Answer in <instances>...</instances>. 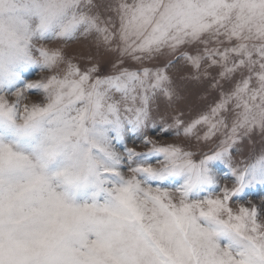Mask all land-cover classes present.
Here are the masks:
<instances>
[{"label":"snow or ice","instance_id":"1","mask_svg":"<svg viewBox=\"0 0 264 264\" xmlns=\"http://www.w3.org/2000/svg\"><path fill=\"white\" fill-rule=\"evenodd\" d=\"M81 2L0 0V68L7 53L48 73L8 89L14 74L0 71V264H264V213L229 206L243 179L230 148L241 135L264 132L256 103H264V0H115L103 21ZM51 30L47 42L95 33L119 59L110 73L81 69L62 49L46 46L43 34ZM174 53L198 82L218 69L210 87L219 99L209 110L187 124L173 117L159 132L189 138L204 126L197 140L220 136L196 163L194 152L142 131L156 123L154 98L176 95L168 75L174 61L167 59ZM157 58L165 62L144 66ZM126 59L140 66L118 67ZM30 92L39 102L21 105ZM126 123L141 130L147 151L114 144L112 134ZM152 152L163 158L137 160ZM179 156L198 174L216 158L235 165L232 187L197 200L187 185L162 187L165 175L178 173L153 165Z\"/></svg>","mask_w":264,"mask_h":264},{"label":"rangeland","instance_id":"2","mask_svg":"<svg viewBox=\"0 0 264 264\" xmlns=\"http://www.w3.org/2000/svg\"><path fill=\"white\" fill-rule=\"evenodd\" d=\"M113 2L115 0H92L93 5H85L84 7L85 10L92 7L94 12L99 13L100 19L103 21L112 15V13L106 11V6ZM54 31L51 30L43 34L45 42L53 37ZM81 31L75 33L77 39L74 41H56L46 44V46L62 49L65 59L71 60L72 63L78 65L81 69L96 65L100 73H110L111 64L116 63L119 59L118 53L109 50L108 47L100 43L95 33L84 36ZM187 51L192 54L195 50L190 47ZM167 59L174 61L173 66L168 69V75L176 95L171 100H168L163 95H157L154 98L150 106V118L156 123H149L142 131L145 136L160 144L171 143L183 146L200 158L201 153L209 152L219 142L220 136H216L209 142L197 140L196 137L203 136L207 130L204 126H197L194 134L190 135L189 138H186L183 134L177 136L172 129L166 131L163 134V138L160 137L159 132L163 124L171 125L173 123V117H178L184 124H187L201 113H206L209 110V107L219 99L218 90L210 87V84L215 82L211 78L217 76L218 69L209 68L208 78L201 77L203 80V83H201L191 79L193 75L192 69L182 65L179 60V53H174L168 56ZM164 62L163 58H157L154 61H145L144 66L153 67ZM120 66L135 69L140 65L130 59H126L123 65L118 64V67ZM47 75L48 73L46 72H40L38 64L29 63L20 68L14 75L8 77L5 81V87L8 89L20 88L27 81L38 80L42 76ZM40 99V97L30 92L21 100V105L39 102ZM140 131L126 123L119 134H112L113 142L121 151H123L124 147H129L137 152H145L147 148L142 143L143 135H140ZM230 152L232 156L237 158L239 169L243 172V179L240 181L239 189L231 197L232 200H230L229 206L234 212H238L241 206L250 209L255 205L260 209L261 213H264V132L253 130L250 134L241 135L237 143L231 146ZM162 158V155L152 152L145 157H138L137 160L153 163ZM204 167L207 168L212 180L210 183L193 185L188 193L190 200L205 198L219 192L221 187L225 185L231 188L232 182L235 181L233 175V167L235 165H230L223 159L209 160ZM155 180V177H146V182L149 184H154ZM186 180V175H165L159 183L166 189L174 190L182 187ZM217 239L222 241L224 237H218Z\"/></svg>","mask_w":264,"mask_h":264},{"label":"clouds","instance_id":"3","mask_svg":"<svg viewBox=\"0 0 264 264\" xmlns=\"http://www.w3.org/2000/svg\"><path fill=\"white\" fill-rule=\"evenodd\" d=\"M81 6L84 7V2L82 0L81 2ZM32 25L33 28L35 27V20L32 21ZM32 43L34 45H38L41 42L35 38H33ZM53 42H46V44H51ZM48 47V46H47ZM51 48V47H48ZM32 58L38 59V57H36L35 52L31 50V48L29 49ZM26 65V63L23 62V60L17 56L16 54H12V55H8L6 53L5 55V61L3 64V67L0 68V71H3L6 74H14L15 72H17L20 68L24 67ZM257 104L260 105L261 109H264V103L257 101ZM255 110V109H254ZM262 123H264V121H262ZM185 148L183 146H181V150H184ZM193 163H196L199 161L200 158H198L195 154L193 155V157L191 158ZM153 167L157 170H160L162 168H168V169H173L175 168L176 173H178L176 176H182V175H186L187 176V180L185 182L184 185H187L189 188H191L193 185L199 184V183H206L205 180V175H207V177H210L212 179V177L208 174L203 173L202 171L198 174L197 173V169L196 168H190L186 163H185V158L182 156H179L175 159V161H161L160 163L153 165ZM172 195L175 197L176 193L173 192Z\"/></svg>","mask_w":264,"mask_h":264}]
</instances>
